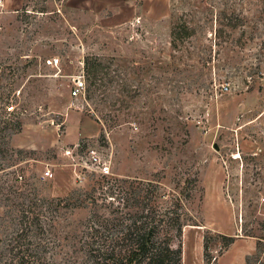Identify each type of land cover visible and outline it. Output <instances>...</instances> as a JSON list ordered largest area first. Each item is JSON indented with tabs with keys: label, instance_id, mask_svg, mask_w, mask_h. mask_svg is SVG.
I'll return each instance as SVG.
<instances>
[{
	"label": "rangeland",
	"instance_id": "374dc122",
	"mask_svg": "<svg viewBox=\"0 0 264 264\" xmlns=\"http://www.w3.org/2000/svg\"><path fill=\"white\" fill-rule=\"evenodd\" d=\"M110 1L0 0V264L39 198L83 219L115 179L158 185L181 264H264V0Z\"/></svg>",
	"mask_w": 264,
	"mask_h": 264
},
{
	"label": "trees",
	"instance_id": "16d2710c",
	"mask_svg": "<svg viewBox=\"0 0 264 264\" xmlns=\"http://www.w3.org/2000/svg\"><path fill=\"white\" fill-rule=\"evenodd\" d=\"M87 71L96 79L99 67L88 65ZM115 180L94 189L83 219L67 211L64 198H39L35 245L26 241L30 229H23L26 246L19 250L24 255L17 264H181L182 245L163 232L172 228L178 237L184 225L173 210L156 205L158 185L152 180Z\"/></svg>",
	"mask_w": 264,
	"mask_h": 264
},
{
	"label": "built area",
	"instance_id": "2783aa9c",
	"mask_svg": "<svg viewBox=\"0 0 264 264\" xmlns=\"http://www.w3.org/2000/svg\"><path fill=\"white\" fill-rule=\"evenodd\" d=\"M60 62L59 57L51 58L48 59V64L53 65V66H58ZM73 77V84L71 86L70 94L72 97H79L82 94L85 93L86 90V74L85 71L83 70L82 72H79ZM89 157L90 161L92 164L96 165L99 169L100 172L103 174L109 173V167L107 166L106 162H102V159L99 155H97L95 150H90L89 151ZM54 174L51 169L47 170L45 172V176L47 177H52Z\"/></svg>",
	"mask_w": 264,
	"mask_h": 264
},
{
	"label": "crops",
	"instance_id": "0c3cea01",
	"mask_svg": "<svg viewBox=\"0 0 264 264\" xmlns=\"http://www.w3.org/2000/svg\"><path fill=\"white\" fill-rule=\"evenodd\" d=\"M19 3L21 2L19 1ZM124 6H131L132 9L134 8L135 14L139 13V8L136 4V0H112L105 7H110L111 9H113V15H118Z\"/></svg>",
	"mask_w": 264,
	"mask_h": 264
}]
</instances>
